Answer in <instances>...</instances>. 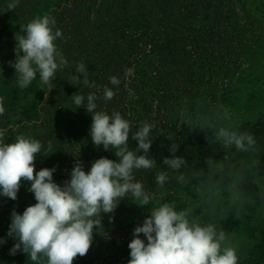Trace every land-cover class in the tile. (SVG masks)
<instances>
[{"label": "clouds", "instance_id": "9594fccd", "mask_svg": "<svg viewBox=\"0 0 264 264\" xmlns=\"http://www.w3.org/2000/svg\"><path fill=\"white\" fill-rule=\"evenodd\" d=\"M20 0H9L6 10H15ZM56 20L49 14L37 16L21 26L23 35H16V61L9 62L16 70L17 84L21 90L27 89L39 73L42 85L48 90L54 85L58 71L69 66L55 41L63 33L55 28ZM22 53V54H21ZM75 73L82 74V83L88 88L100 91L95 81H89L87 68L83 62L75 65ZM72 80L80 83L79 75ZM130 74V70L126 75ZM110 83L119 86L118 77H110ZM115 95L112 88L103 87L102 99L110 101ZM134 93L129 91V98ZM98 97L90 93L72 96L77 107L84 106L92 114L90 135L95 146L103 145L105 150L114 149L118 161L108 158L96 159L89 171L77 161L70 173V180L63 187L54 182L56 168H42L35 171L38 154L48 156L54 152L51 139L43 142L25 134L15 135L13 143H6L8 128H0V195L17 199L22 182H30L28 189L34 193L36 203L28 206L22 214L13 209L8 236L18 242L10 249V254L18 251L27 254L32 264H73L77 257L85 256L90 250L94 230L102 228V214L112 213L125 197L131 198L140 206L149 205L153 197L145 191L144 184L137 180L135 173L151 171L156 161L149 158L152 144V131L155 123L144 121L132 134L138 141L135 150H129L131 122L122 117L119 111L109 115L97 110ZM48 99L45 94V101ZM4 97L0 96V116L4 115ZM222 118L215 114H202L197 117L192 128L208 130L210 139L224 149H235L237 153H247L257 157L259 146L254 135L239 130V126L225 127ZM163 133V132H161ZM169 151L172 158H164L167 170L157 172L155 183L159 187L175 180L182 192L188 189L194 195L184 207L177 209L175 201L163 202L151 209L142 226L134 229L133 239L128 244L130 260L128 264H239L237 248L230 242L229 235L218 227V217H225L233 208L243 207L247 202L244 185L255 167L252 161L232 163L206 159V169H188L183 157L175 156L179 145L173 135ZM214 138V139H213ZM142 155H137L139 152ZM184 169L181 171V169ZM227 191L228 200L219 198V193ZM206 212L209 222L203 223L200 214ZM111 222L112 217H109ZM140 234L146 237L140 238ZM5 241L0 238V244Z\"/></svg>", "mask_w": 264, "mask_h": 264}, {"label": "trees", "instance_id": "16d2710c", "mask_svg": "<svg viewBox=\"0 0 264 264\" xmlns=\"http://www.w3.org/2000/svg\"><path fill=\"white\" fill-rule=\"evenodd\" d=\"M224 1L122 0L124 5L118 6L117 0H111L113 4L106 6L104 11L94 6L87 18L82 20L79 27L83 36L76 40V49L79 42L86 40L78 55L85 57L88 79L95 81L98 87L107 86L115 92L110 101H104L103 88L100 91L91 88L94 89L92 93L101 97L97 100V110L106 111L109 115L119 111L123 118L131 122L133 128L129 134V150L138 147V141L132 139V134L142 122L147 121L156 124L151 133L152 144L148 153L149 158L155 161L173 157L169 151L173 143L167 138L169 133L178 145L185 144L186 139L192 143L202 169H206L208 157L217 160L223 157L222 151L208 144L204 130L192 128L189 123L195 126L198 116L212 113L210 107L216 101L213 95L216 80L221 73L225 75L235 67L236 53L243 49L244 40L238 28H229L230 15L222 6ZM237 1L245 6L247 0ZM60 7L56 5L55 8ZM116 7L118 11L114 12ZM2 10L4 14L7 13L5 8ZM66 47L64 52L69 48ZM86 49L88 52L84 55ZM67 69L56 86L47 90L50 96L43 108H39L41 102L27 106L26 99L21 105L20 100L13 99L17 101L16 107L20 105L17 125L41 121L35 129L47 136L48 131H53L50 126L53 119L48 114V109L53 106L51 112L56 123L61 124L62 132L53 140L54 152L48 156L41 153L36 157L35 170L38 171L56 164V171H60L66 163L65 158H88L89 168H84L86 172L96 159L116 160L114 149L105 150L103 145L97 147L93 144L90 135L92 114L84 106L77 107L72 99L74 94L83 95L86 99L88 93L85 94V89L88 87L82 83L71 91L75 83L72 75L76 73L75 69ZM128 70L130 74L126 75ZM76 75L83 79L82 74ZM112 76L120 79L118 87L110 83ZM129 91L134 93L133 98H129ZM27 109H30L28 114ZM29 114L32 116L27 118ZM0 128L10 130L7 124H0ZM22 128L19 127L14 134H21ZM41 133H38V137H41ZM72 138L76 139L73 145ZM14 141L7 133L5 142ZM69 146L76 150L69 151ZM177 153L175 156L179 155ZM142 154V151L137 153ZM148 172L140 170L135 173L145 188L150 186L145 184L143 178ZM21 255L23 260L17 264H32L27 254Z\"/></svg>", "mask_w": 264, "mask_h": 264}, {"label": "rangeland", "instance_id": "374dc122", "mask_svg": "<svg viewBox=\"0 0 264 264\" xmlns=\"http://www.w3.org/2000/svg\"><path fill=\"white\" fill-rule=\"evenodd\" d=\"M117 2L118 6L124 5L122 0H117ZM8 3L9 0H0V96L4 97L6 109L4 115L0 116V124L9 126L8 134L12 136L13 141L15 131L22 126L21 134L43 139L46 142L51 139L53 142L56 135L62 132L61 124L56 123V118L51 112L54 106L48 109L49 118L53 119L50 123L53 131H48L47 136L35 129L41 121L29 122L25 125L16 124L20 116L18 106L24 99L27 100V106L41 102L39 108H43L46 102L45 94L48 98L50 94L47 92L48 86L40 83L39 73H37L36 80L27 89L21 90L15 83L17 82L16 70L9 63L16 61L17 40L15 37L23 35L21 26L26 25L36 15H51L56 20L55 28L60 29L63 33V36L55 41L57 49L64 52L66 46H69L63 54L68 60V67L75 69V65L80 62L84 63L85 59L84 56L78 54L86 44V40L79 42V47L76 49V40L83 36L82 29L79 27L82 20L84 17L87 18L92 7L96 6L99 10L104 11L106 6H111L113 3L111 0H42L41 2L40 0H20L15 10H7V13L4 14L2 9H7ZM56 5L61 7L57 9ZM222 6L228 10L230 15L231 26L229 28H238L244 41L243 49L236 53L238 57L235 58V67L225 75L221 73L216 80L217 86L213 93L216 101L210 107L211 114L221 117V123L225 127L239 126L241 132L252 133L257 140L259 152L257 157H252L247 153H237L234 148L224 149L218 143L207 139L210 146L215 145L217 150L223 152V157L220 160H230L232 163L252 161L255 164L252 174L244 185L248 197L246 204L240 208L230 209L225 217H218L217 221L218 227L225 230L229 235L230 242L237 248L239 264H264V0H247L245 6L241 4V1L225 0ZM117 11L116 7L114 12ZM15 15L16 18H14ZM122 31L123 29H121ZM86 51L88 52V49L85 50L84 55ZM67 71V68L58 71L53 80L54 86L60 80L61 74L67 73ZM81 84L82 79L80 83H74L70 90H75V87L81 86ZM98 88L101 90L103 87L99 86ZM91 90L94 89L86 88L85 94L92 93ZM63 93L64 91L61 90V94ZM14 98H17V101L20 100V105L17 107L15 105L17 101H14ZM29 112L30 109H27L26 114ZM30 116L32 114H29L27 118ZM204 132L206 137H211L210 131L204 130ZM38 133H41V137H38ZM55 142L57 143L56 140ZM75 142L76 139L72 138L71 144L73 145ZM191 145L192 143L186 139L185 144L179 145L177 151L179 155L176 156L185 159L188 167L185 171H199L202 168L197 160L195 147ZM67 148L69 151L73 149L71 146ZM114 158L116 161L119 159L115 152ZM160 160L161 158L157 159L156 167L143 177L146 181L145 184L150 185L145 188V191L153 197L152 202L149 205L140 206L131 198L125 197L118 203L114 212L102 214V228L94 230L90 250L85 256L77 257L73 264H128L130 260L128 244L134 238V229L142 226L145 218L151 215V209L163 202L175 201L179 210L189 202L190 196L194 193L188 189H185L186 193L182 192L175 180L166 183L164 187L156 185V173L168 168L163 163L164 159ZM64 161L66 163L61 168L59 167L60 171L53 173L54 182L61 187L65 181L70 180V173L77 161L83 165V169L89 168V159L85 157L81 160L65 158ZM53 167L56 168L58 165L50 168ZM183 170L182 168L181 171ZM35 171L38 172V170ZM135 177L139 180L137 176ZM23 184H25L24 188ZM30 186V182H22L16 200L0 195V238L5 241L0 244V264H17L23 260L21 255L23 251H18L15 255L10 254V249L18 241L9 237L8 231L13 209L22 214L28 206L36 203L34 193L28 190ZM218 195L221 200H228L227 191ZM198 214H200L203 223L209 222L210 216L206 212L203 214L198 212ZM109 217H112L111 222ZM140 238L147 243L143 234H140Z\"/></svg>", "mask_w": 264, "mask_h": 264}]
</instances>
